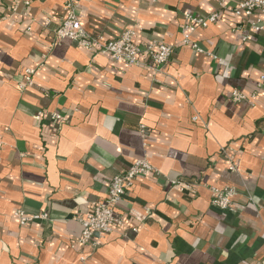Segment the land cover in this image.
Masks as SVG:
<instances>
[{
	"label": "crops",
	"instance_id": "crops-1",
	"mask_svg": "<svg viewBox=\"0 0 264 264\" xmlns=\"http://www.w3.org/2000/svg\"><path fill=\"white\" fill-rule=\"evenodd\" d=\"M23 1L0 0V264H263L264 15L235 16L239 0H76L91 36L170 45L154 71L57 42L67 0ZM213 13L190 37L202 53L184 45L185 15ZM233 90L248 99L233 104ZM143 159L156 174L119 203L126 227L71 248L75 218ZM210 187L235 189L233 211ZM18 210L48 219L21 226Z\"/></svg>",
	"mask_w": 264,
	"mask_h": 264
},
{
	"label": "built area",
	"instance_id": "built-area-1",
	"mask_svg": "<svg viewBox=\"0 0 264 264\" xmlns=\"http://www.w3.org/2000/svg\"><path fill=\"white\" fill-rule=\"evenodd\" d=\"M28 4L29 2L24 0L21 6L26 10ZM18 5V2H14L11 8L12 13L17 11ZM64 9L65 18L55 33L57 42L67 39L76 43L79 47L103 53L115 62L123 63L128 66L147 64L154 71H160L170 60L172 47L166 43L152 41L144 45L136 44L134 41L135 34L132 30L124 31L119 38L114 40H105L101 35L91 36L82 28L81 17L77 13L76 0H67ZM231 12L235 16L245 18L255 13L264 15V0H239ZM25 15L26 12L24 11L23 16ZM218 16L219 13H213L205 18L186 14L184 17L185 22L182 43L202 53V49L191 42V34L198 28L208 27L217 20ZM251 30L258 31L259 27L252 25ZM144 59L147 63H144ZM31 76L32 72L27 70L25 75L26 88L32 85ZM263 82L264 76L260 78L259 83L262 84ZM20 88L23 87L20 86ZM247 99L248 96L240 90H233L230 95V100L233 104L241 103ZM40 115L42 114L40 113ZM40 115H38V118ZM50 119L54 123L64 122L66 120L57 113L51 114ZM228 170L237 171L233 164L229 165ZM150 174H156V172L148 162L143 159L133 163L124 173L113 177L108 183L104 199L94 203L90 212L85 216H78L75 218L81 227V233L73 242L71 248L89 247L94 249L99 246L98 237L124 229L126 227V221L124 217L117 214L116 209L135 179ZM170 183L177 187L183 185L179 181H170ZM209 191L211 197L210 203L214 208L224 211H233V199L236 195L235 189L232 187H210ZM14 217L21 226L48 219L47 215L44 213L26 215L20 210L14 213ZM129 217L136 221L140 220L139 216L134 213H130Z\"/></svg>",
	"mask_w": 264,
	"mask_h": 264
}]
</instances>
